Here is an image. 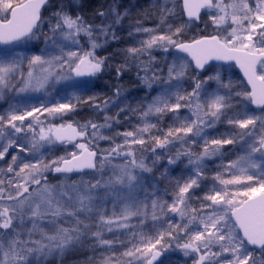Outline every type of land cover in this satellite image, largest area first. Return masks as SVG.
I'll return each mask as SVG.
<instances>
[{
	"label": "snow or ice",
	"instance_id": "snow-or-ice-1",
	"mask_svg": "<svg viewBox=\"0 0 264 264\" xmlns=\"http://www.w3.org/2000/svg\"><path fill=\"white\" fill-rule=\"evenodd\" d=\"M48 4L0 0V46H9L0 47V99L6 91L48 95L50 86L62 83L78 90L49 96L39 106L16 101L0 111V264H45L86 240L94 253L90 264H163L175 249L193 264H264V0H164L160 23L135 25L134 33L147 38L124 50L125 62L116 68L119 76L134 61L141 83L160 90L116 117L105 115L103 123L83 124L67 118L81 105L106 113L113 103L85 96L90 81L83 78L107 67L109 57L96 50L118 37L113 24L103 23L107 12L100 11L102 22L93 25L62 2L45 20ZM111 11L119 24L120 13ZM177 12L187 19L173 26L167 21ZM202 15L214 34L184 39ZM40 37L44 47L36 53L35 45L27 46ZM81 37H87V50ZM155 50L171 57L164 60L166 75ZM233 67L246 85L230 78ZM128 112L138 123L106 135ZM101 140L110 146L102 149ZM58 144L65 155L49 158ZM237 144L242 154L225 163L226 146ZM165 159L169 166L186 161L187 175L170 180L171 193L152 185L149 194L143 173H153ZM216 159L208 187L207 164ZM169 171L175 169L166 167L162 175ZM75 174L81 179L68 183ZM49 175L63 180L52 184Z\"/></svg>",
	"mask_w": 264,
	"mask_h": 264
},
{
	"label": "rangeland",
	"instance_id": "rangeland-1",
	"mask_svg": "<svg viewBox=\"0 0 264 264\" xmlns=\"http://www.w3.org/2000/svg\"><path fill=\"white\" fill-rule=\"evenodd\" d=\"M64 3H71L72 8L71 11L73 14H80L84 15L83 17L86 18V21H88L91 24H94V19H92L90 14L88 12L92 11L93 5H100L104 12H107L109 14H112L111 9L115 7L116 11L120 13L121 15V23L122 25H117L112 30L115 31L116 36L118 39L112 40L113 45L116 44V42L121 41L119 46H112L111 48L106 47V45L103 48L97 49L96 52L99 56H107L109 59L107 60V67H105L101 73H99L95 77L87 78L86 80H89L90 83L88 84L89 91L85 92V96L89 95H95L97 96L98 100L97 102L102 103L106 99H110L113 101L112 104L109 105L108 110L105 112H94L92 108L89 105H81L77 108V110L71 114L70 117L67 118L68 121H77L81 124L92 120L97 123H103L104 122V116L108 115L110 117H116L117 113L120 111L121 108L127 107L128 105H131L132 108L137 107L142 99L146 96L148 92H150V89H147L146 86H144L141 81H138L137 79H131L130 83H138V88L132 87L131 84L124 82V84L118 85V79H116L115 75H112L113 69L116 70L118 66H121L125 62V52L129 47L132 46H139L138 41L140 39H146L147 37L143 34H135L134 33V27L139 22L144 27L148 28H155L160 23V6L164 3V0H49V4L46 6L45 9H43L42 14L45 20H47L48 17L52 15L54 11H56L60 4ZM150 5L154 8L156 11V15H159L157 19L154 18H148L145 17V14L139 9L142 8L144 4ZM145 4V5H146ZM172 4L169 2L168 7H171ZM147 7V6H146ZM100 9V10H101ZM96 10V9H95ZM159 14H158V13ZM208 23V27L205 28V23ZM44 31H47V24L42 25ZM201 29L205 34L213 33V28L208 22V18L205 15H202V26ZM129 32H133L134 34L132 36L129 35ZM198 34V30L193 27H189L188 30L184 33V39H191L193 36H196ZM39 35V34H38ZM85 38V37H83ZM81 44L85 47V50L88 48V41L86 39V43L82 42L81 37ZM33 45H35V52L38 53L40 49L44 47V40L43 37H40L39 39H33L27 46L28 48H31ZM75 50V49H73ZM142 58V57H141ZM157 63L160 67L164 68V73L166 75V66L164 65V60L167 58L169 61L171 57H166V54H162L161 56H156ZM148 59V57H147ZM129 67H125L124 71L131 70L135 68L137 71V67L135 66L134 61L129 60ZM27 61L24 62V72L25 75L27 74ZM113 74H117L116 71L113 72ZM149 75L152 73L149 72ZM112 77V80H111ZM230 78L234 81L241 82L240 78L234 71V68H232L230 73ZM116 79L115 83L113 84L114 80ZM113 81V82H112ZM127 83V85H125ZM190 84V82H189ZM153 87L156 89V91H151V95H156V93L160 90L159 86L153 85ZM185 87H188V84L185 85ZM215 87V85H213ZM117 89L120 90V96H116ZM145 90L146 93L140 92L139 90ZM77 89H73L71 87H66L65 83H62L60 85H56V87H49L48 88V95H45L42 92H28L17 95L16 92H5L4 98L0 99V111L6 110L8 108V105L10 103H15L16 101H21L24 103H27L29 105H37L42 102V100H45L47 98H60L63 96H71L73 92H77ZM151 98L150 96L148 97ZM250 107V105H249ZM251 108V107H250ZM125 115H128L130 119H125ZM119 123L113 124L112 129L109 131L105 129L106 135H114L117 131H124L125 129L131 130L137 123H138V117L137 115H132L130 112L128 113H121L118 117ZM67 122V121H65ZM56 123H60V121H56ZM170 123V116H166L163 124L166 128L167 125ZM218 130L223 132L225 130L224 125H220L218 127ZM117 142H119V138L117 139ZM99 145L102 149L108 148L110 146V142L106 140L99 141ZM65 146L64 145H56V147L49 153V158H52L53 156L59 157L65 155ZM69 151L72 150L71 147L68 149ZM11 151V150H10ZM43 151V150H42ZM175 151V150H173ZM240 154H242V149L239 144L237 145H228L226 146V160L225 163H227V160H234L236 159ZM148 156V155H146ZM10 160V156L8 157ZM3 162H0L2 164ZM113 164H120L122 163L121 160H113ZM220 164V160L216 159L214 162H208V180L206 181V185L208 187L211 186V175L213 174V171L217 168V166ZM186 163H179L177 165H167V160H163L162 162L158 163L156 169L153 170V173H143V183L145 188L147 189V192L150 194L153 189L152 185H155L156 188H158L163 194V191L167 189L169 193H171V187H170V180H173V177L180 176V175H187V169L185 167ZM166 167L168 169H175V171H169L166 176L162 175L166 171ZM97 177L100 176V173H95ZM105 177L111 175V166L109 165L104 173ZM88 176H83V179H88ZM81 179V176H72V179L68 181V183H71L72 180H79ZM49 180L52 184H58L61 183L63 178L55 179L52 177V175H49ZM174 182V180H173ZM206 190V189H205ZM144 192L141 191L140 196L141 199L144 198ZM203 193H201L202 195ZM151 202L149 201V204ZM109 209H111V204H109ZM135 222V221H134ZM149 227L151 226V221L149 219ZM31 225L29 224L28 227ZM45 228V231H49L47 226V221L43 222L42 225ZM147 231V229H145ZM38 238V237H37ZM108 238H111L109 235ZM120 251H123V249H120ZM94 256L93 250L91 248V241L86 240L83 244V246H76L74 248H71L67 250L62 256L61 255H53L50 256L45 264H90V258ZM96 261L99 260V251L97 250V253L95 254ZM163 264H193V260L185 257L183 253L179 249L170 250L162 257Z\"/></svg>",
	"mask_w": 264,
	"mask_h": 264
},
{
	"label": "trees",
	"instance_id": "trees-1",
	"mask_svg": "<svg viewBox=\"0 0 264 264\" xmlns=\"http://www.w3.org/2000/svg\"><path fill=\"white\" fill-rule=\"evenodd\" d=\"M145 4L142 6V8L139 7V9L145 14V17H148V18L151 17V18H154V19L159 18L158 17L159 15H156L155 14L156 11L154 10V8L152 6H150V5H147V4L145 5ZM101 8L102 7L100 5H98V6L97 5H93L92 11L91 12H88L90 14L89 17H91L92 19H94V24L93 25H100L101 22H102V18L99 16V12L100 11H103V9H101ZM115 18H116L115 15L109 14L106 19H103V23L105 25H107V24H113L114 27H116L117 25H122L121 23H123L124 21L120 22L119 24H115L114 23L115 22ZM84 19L86 20V18H84ZM183 21L184 20H183V17L181 15V13L180 12H177V14L175 16L169 17L167 22L169 24H172L173 26H178ZM201 26H202V18H201V21H200V24L199 25L196 26V25L192 24L190 26L191 28L195 27L198 30V34L195 36L196 38H199V36H201V35H211V34H214V32L213 33H209V34H205L203 32V30L201 29ZM86 39H87V37H85V38L82 37V42L83 43H86ZM120 43H121V41H118L114 45L119 46ZM114 45H113V41L110 40L109 43L106 45V47H108V48L110 47L111 48ZM162 54H164V52L162 50H155L153 52V55L154 56H161ZM141 59L144 60V61H147V57L146 56L142 57ZM134 64L136 66V63H134ZM114 71H116V70L113 69V72ZM113 72H112V75H115L116 76V79H118V77H120V79H118V85L124 84V82H127V83L131 84L132 87L138 88V85H139L138 83H130L131 82V79H137L138 78V76H137V70L135 68H133L131 70H128V71H123L119 76H117V74H113ZM143 75H144L143 71H140V76H143ZM116 79L114 80V82L112 81L113 84L115 83ZM111 80H112V77H111ZM138 81H140L139 78H138ZM127 83H125V85H127ZM139 91L140 92H143V93H146L145 90H142V89L139 90ZM145 155H150V153H145ZM185 163H186V161H185Z\"/></svg>",
	"mask_w": 264,
	"mask_h": 264
},
{
	"label": "water",
	"instance_id": "water-1",
	"mask_svg": "<svg viewBox=\"0 0 264 264\" xmlns=\"http://www.w3.org/2000/svg\"><path fill=\"white\" fill-rule=\"evenodd\" d=\"M183 17V20H186L187 19V17H184V16H182ZM202 18V17H201ZM200 24V22H198V23H195L194 25H199ZM0 47H4V48H6V47H9V46H0ZM234 68V71L236 72V74L239 76V78H240V80H241V82H243L245 85H246V81L244 80V78H243V73L242 72H240V70H239V68H237V67H233ZM83 79H87V77L86 78H83ZM251 106V108H255V106H252V105H250ZM59 145V144H58ZM87 172H89V173H91V170H86ZM72 176H81V174H75V175H72ZM162 259V258H161Z\"/></svg>",
	"mask_w": 264,
	"mask_h": 264
},
{
	"label": "flooded vegetation",
	"instance_id": "flooded-vegetation-1",
	"mask_svg": "<svg viewBox=\"0 0 264 264\" xmlns=\"http://www.w3.org/2000/svg\"><path fill=\"white\" fill-rule=\"evenodd\" d=\"M42 11H43V9H42Z\"/></svg>",
	"mask_w": 264,
	"mask_h": 264
}]
</instances>
